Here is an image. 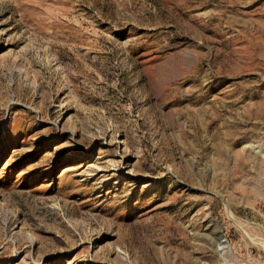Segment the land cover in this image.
I'll use <instances>...</instances> for the list:
<instances>
[{"label": "rangeland", "instance_id": "374dc122", "mask_svg": "<svg viewBox=\"0 0 264 264\" xmlns=\"http://www.w3.org/2000/svg\"><path fill=\"white\" fill-rule=\"evenodd\" d=\"M0 264H264V0H0Z\"/></svg>", "mask_w": 264, "mask_h": 264}]
</instances>
